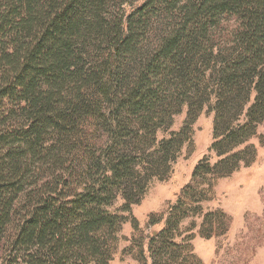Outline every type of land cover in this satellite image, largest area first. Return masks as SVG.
<instances>
[{"label": "trees", "instance_id": "1", "mask_svg": "<svg viewBox=\"0 0 264 264\" xmlns=\"http://www.w3.org/2000/svg\"><path fill=\"white\" fill-rule=\"evenodd\" d=\"M184 106L185 126L159 139ZM205 107L211 150L231 154L199 163L193 182L264 123V0H0L9 264H109L125 218L115 201L140 202L149 170L175 159ZM181 218L152 237L154 264L177 248Z\"/></svg>", "mask_w": 264, "mask_h": 264}, {"label": "rangeland", "instance_id": "2", "mask_svg": "<svg viewBox=\"0 0 264 264\" xmlns=\"http://www.w3.org/2000/svg\"><path fill=\"white\" fill-rule=\"evenodd\" d=\"M187 113L184 106L158 138L181 130ZM214 123L215 112L205 107L191 123L175 159L149 170L140 202L124 211L123 199L115 201L114 208L125 218L111 241L109 264H154L159 258L152 252L151 239L173 213L182 218L171 239L177 248L170 249L165 264H264V123L232 151L239 154L237 158L222 161L193 182L199 163L208 167L231 154L219 156L211 150ZM148 159L143 162L145 168ZM9 261L0 251V264Z\"/></svg>", "mask_w": 264, "mask_h": 264}]
</instances>
